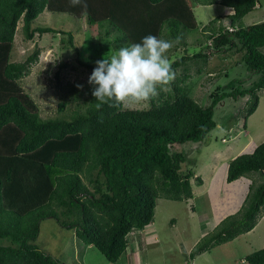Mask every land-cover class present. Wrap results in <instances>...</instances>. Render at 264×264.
<instances>
[{
	"label": "trees",
	"instance_id": "obj_1",
	"mask_svg": "<svg viewBox=\"0 0 264 264\" xmlns=\"http://www.w3.org/2000/svg\"><path fill=\"white\" fill-rule=\"evenodd\" d=\"M197 1L214 5L218 0ZM86 2L85 14L81 7L70 6L69 0H0V239L8 242L0 245V264H62L36 244L46 219L74 230L81 245L95 247L107 261L117 264L133 244L130 235L148 230L154 223L158 199L183 202L194 197L191 181L195 174L193 170L182 172L188 156L183 151L173 152L174 147L206 142L217 127L215 110L226 98L249 96L246 118L260 103L258 92L264 90V22L242 25L259 0H220L234 11L225 17L230 24L214 25L220 21L218 17L203 28L207 52L192 56L183 36L200 27L188 0ZM44 12L87 18L103 33L99 46L108 39L115 52L141 42L147 35L164 39L179 36L181 41L173 50L184 47L187 53L172 66L175 73L183 66L184 74L178 81L184 86L176 84L167 98L154 97L151 107L142 110L109 105L97 109L94 85L88 90L89 98L73 88L68 91L72 96L59 104L60 112L70 103L76 104L72 115L43 119L39 105L23 86L40 50L36 48L26 60H15L19 23L23 22L28 40L37 34H64L79 52L72 32L33 27ZM230 51L244 54L241 61L260 76L259 80L248 90L237 88L238 80L228 87L220 86L210 96L212 104L201 106L185 85L190 78L187 62ZM99 52L109 56L107 49ZM81 64L92 71L96 67ZM227 169L229 182L253 173H261L264 179V143L252 154L232 160ZM196 179L201 186L202 178ZM252 186L250 205L223 221L213 233L205 234L196 252L191 253L192 259L256 228L264 211V183L254 191ZM245 260L264 264V247Z\"/></svg>",
	"mask_w": 264,
	"mask_h": 264
},
{
	"label": "rangeland",
	"instance_id": "obj_2",
	"mask_svg": "<svg viewBox=\"0 0 264 264\" xmlns=\"http://www.w3.org/2000/svg\"><path fill=\"white\" fill-rule=\"evenodd\" d=\"M188 2L200 27L199 31L185 32L183 36L187 41L188 55L192 56L195 53L207 52V43L201 30L218 17L221 19L214 25L221 23L220 25L229 26L230 23L228 24L225 17L234 14V11L226 9L220 4V0L214 5H203L197 0ZM262 22L264 0H259L257 8L243 19L242 25L247 27ZM33 27H50L59 32H72L74 35V45L79 52L69 44V37L64 34H37L33 40L26 39L21 21L14 49L17 61L26 60L36 48L40 50L38 60L31 65L30 73L24 78L23 86L25 92L39 105L42 118H68L75 110L76 104L72 106L70 103L66 111H59L60 102L72 96L68 91L76 88L84 98H89V77L93 71L81 62L96 65L97 60L106 56L100 52L97 54V50L102 52L107 49L109 56L116 52L113 48L111 50L113 45L108 39L102 42L103 46H99V36L103 33H100L101 29L97 25L92 26L87 18L78 19L69 14L44 12L33 23ZM186 53L184 47H181L177 51L171 49L167 55L173 64ZM242 55L244 54L230 51L214 55L207 60L187 62L186 74L190 78L185 85L191 97L201 106L209 107L213 101L211 94L220 86L228 87L231 82L238 80L240 83L235 84L237 88H252L260 76L250 71L245 62L241 61ZM183 74L182 66L169 85L163 90L158 89L159 94L155 99L167 98L178 83L184 86V83L178 81ZM258 95L259 106L248 118L246 113L250 104L247 102L249 96L238 100L226 98L215 110L217 127L207 137L206 142L186 143L174 147L173 152L183 151L188 156L182 172L187 174L193 170L195 174L191 181L194 197L183 202L158 199L152 226L143 232L135 231L129 237L133 244L127 255L137 248V264H248L246 257L263 249L264 211L251 233L239 236L211 251L195 254L194 260L190 257L191 253L196 252L197 245L205 234L213 233L223 221L243 212L250 205V185L253 184L254 191L260 183H264L261 173L249 174L233 182L227 180V165L242 154H252L264 143V90L258 92ZM81 103L84 105V100ZM150 107L151 100L130 109L142 110ZM231 127L235 129L232 134L228 133ZM200 177L203 184L198 186L196 178ZM36 244L44 253L62 264H112L95 247L85 248L81 245L75 231L62 228L55 219H46L41 223V232ZM0 245H8V242L0 239Z\"/></svg>",
	"mask_w": 264,
	"mask_h": 264
},
{
	"label": "clouds",
	"instance_id": "obj_3",
	"mask_svg": "<svg viewBox=\"0 0 264 264\" xmlns=\"http://www.w3.org/2000/svg\"><path fill=\"white\" fill-rule=\"evenodd\" d=\"M69 4L87 13L86 0H69ZM180 41L179 36L164 39L147 35L141 42L124 45L115 54L97 60L89 77V84L95 86L92 95L98 101L96 108L104 105L132 108L158 96V89L163 90L175 79V70L167 54ZM234 130L231 127L228 133Z\"/></svg>",
	"mask_w": 264,
	"mask_h": 264
},
{
	"label": "crops",
	"instance_id": "obj_4",
	"mask_svg": "<svg viewBox=\"0 0 264 264\" xmlns=\"http://www.w3.org/2000/svg\"><path fill=\"white\" fill-rule=\"evenodd\" d=\"M136 250H137V248H135L133 250V252H131V254H128L126 257L121 259V261H119L117 264H130V263L137 264V263H139V262H137V260L139 259V256L135 255V253H136L135 251ZM83 264H85V262H83Z\"/></svg>",
	"mask_w": 264,
	"mask_h": 264
}]
</instances>
